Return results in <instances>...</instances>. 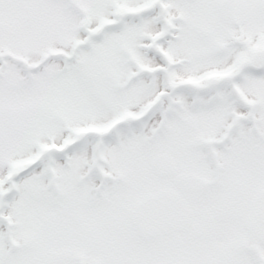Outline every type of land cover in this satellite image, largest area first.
Here are the masks:
<instances>
[{
    "label": "snow or ice",
    "instance_id": "snow-or-ice-1",
    "mask_svg": "<svg viewBox=\"0 0 264 264\" xmlns=\"http://www.w3.org/2000/svg\"><path fill=\"white\" fill-rule=\"evenodd\" d=\"M0 264H264V0H0Z\"/></svg>",
    "mask_w": 264,
    "mask_h": 264
}]
</instances>
